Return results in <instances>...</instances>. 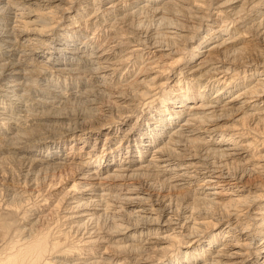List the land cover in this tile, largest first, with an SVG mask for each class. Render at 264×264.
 <instances>
[{
    "label": "bare ground",
    "instance_id": "1",
    "mask_svg": "<svg viewBox=\"0 0 264 264\" xmlns=\"http://www.w3.org/2000/svg\"><path fill=\"white\" fill-rule=\"evenodd\" d=\"M13 162L0 264H264V0H0Z\"/></svg>",
    "mask_w": 264,
    "mask_h": 264
},
{
    "label": "rangeland",
    "instance_id": "2",
    "mask_svg": "<svg viewBox=\"0 0 264 264\" xmlns=\"http://www.w3.org/2000/svg\"><path fill=\"white\" fill-rule=\"evenodd\" d=\"M79 105L78 104H75V107H74V110H73V112L75 113L74 114V116L75 117H78V113L81 111L79 108ZM78 108V109H77ZM20 166V167H19ZM11 168H13L12 170H14L13 171V176H15V178H17L16 180H12V179H8L6 182L2 179L3 178V176L1 175V172H0V182H3L4 184H1V187L2 186H10L11 188H15V189H20L19 190V192H23V194H26V196H31L32 197V195H33V193H35L34 191L36 190V188L38 189V187H36V188H33V186H29V185H25V186H23L22 187V185H21V182L19 181V179L21 180V178L23 179V177H24V169H23V167L20 165V163L19 162H13L12 164H11ZM22 168V169H21ZM20 170V171H19ZM16 171H19V172H16ZM23 171V172H22ZM20 173V174H19ZM11 174V175H12ZM19 174V175H18ZM10 175V176H11ZM20 175H22V176H20ZM9 176V177H10ZM8 177V178H9ZM21 177V178H20ZM14 179V178H13ZM67 181H69L68 179L65 181V182H67ZM70 181H72V180H70ZM63 183V185H66V183ZM9 183V184H8ZM249 183V184H248ZM17 184V185H16ZM247 184L249 185V187H251L252 186V184L250 183V182H247ZM24 185V184H23ZM17 187V188H16ZM41 187V186H40ZM27 189V190H26ZM31 189V190H30ZM32 189H33V191H32ZM35 189V190H34ZM22 190V191H21ZM4 192H5V190H3V191H0V193H2V195L4 194ZM34 196V195H33ZM35 197V196H34ZM39 202H41V200H39L38 198H30V200L28 199V203H26V204H24V205H22L21 207H19L18 209H9V208H6V207H4V206H2V204L0 205V215H3L1 218H4V219H7V220H10V221H15L18 217H20V215H22V212H24L26 215H30L29 213L31 212L30 210H32L33 209V207L34 208H38L39 206H38V204H39ZM35 204V205H34ZM32 206V207H31ZM2 209V210H1ZM55 217H56V215L52 218V219H55ZM53 220H51L50 222H48V223H51ZM17 224H20V222L19 223H17ZM16 224V225H17ZM44 225H46V222H44Z\"/></svg>",
    "mask_w": 264,
    "mask_h": 264
}]
</instances>
